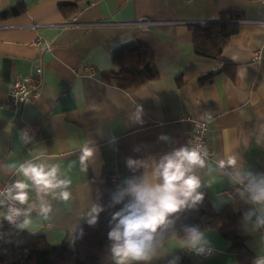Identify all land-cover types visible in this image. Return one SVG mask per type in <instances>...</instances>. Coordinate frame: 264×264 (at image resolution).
<instances>
[{
    "label": "crops",
    "instance_id": "0c3cea01",
    "mask_svg": "<svg viewBox=\"0 0 264 264\" xmlns=\"http://www.w3.org/2000/svg\"><path fill=\"white\" fill-rule=\"evenodd\" d=\"M74 1L0 0V189L13 177L14 181L22 179L9 164L39 162L37 156L59 163L73 181L70 203L53 201V220L34 233L26 232L44 235L52 245L61 244L79 230L93 203L111 199L126 187V179L138 175L127 167L128 158L159 160L190 146L194 122L207 125L216 156L209 163L215 172H198L212 208L218 212L231 204L243 216L252 210L238 192L233 197L223 195L238 186L229 180L233 170H219L216 161L236 155L240 168L264 174V57L259 63L253 60L256 51L264 55V26L260 24L264 0H90L89 4L80 2L78 13L67 20L59 5ZM17 7L24 12L2 18L4 12ZM230 12L241 16L243 23H237L238 31L224 48L222 60L197 56L194 24L220 21ZM140 20L189 24L146 29L129 25ZM47 44L50 51L42 53ZM134 44L149 49L159 78L130 91L100 81V72L113 69V57ZM38 66L44 71L39 96L18 114L5 110L15 78L32 75ZM222 69L224 73L213 83L199 84L201 77ZM138 105L144 109L143 124L135 121ZM22 131L31 142L21 139ZM161 135L169 140H160ZM86 140L93 142L97 154L96 164L84 174L78 149ZM72 161L76 167L70 169ZM115 165L122 176L112 186L107 176ZM30 196L35 199L34 192ZM245 222L247 245L256 258L264 256V239L254 227L256 218ZM205 234L214 249L212 256L205 261L188 257L183 264H237L224 238L215 231ZM180 251L176 248L174 254ZM169 259L171 255L165 254L152 264Z\"/></svg>",
    "mask_w": 264,
    "mask_h": 264
},
{
    "label": "clouds",
    "instance_id": "9594fccd",
    "mask_svg": "<svg viewBox=\"0 0 264 264\" xmlns=\"http://www.w3.org/2000/svg\"><path fill=\"white\" fill-rule=\"evenodd\" d=\"M144 109L136 107L135 121L143 124ZM25 143L31 142L26 132H21ZM160 140L169 137L161 135ZM113 143L115 138H113ZM86 140L79 146L80 171L87 174L90 166L96 164L97 148ZM137 151L140 149L137 148ZM208 149L203 145L182 146L163 155L159 160L132 159L126 161L127 167L138 173L112 195L110 206L122 204L123 207L112 214L108 233L111 241L110 254L113 264H152L154 260L171 255L168 264H179L180 257L174 249L187 251L201 256H211L214 249L206 234L197 226H184V235L175 231L179 214L196 209L205 199L202 187L206 186L198 174L207 169V174L216 171L207 163ZM20 164L11 163L7 167L14 170L16 179L0 191V228L3 222L16 230L34 233L38 228L53 220L55 209L53 201L70 203L73 197V181L61 170L59 163H49L37 156ZM76 167V161L69 163V168ZM221 171L232 169L228 173L232 184L237 185L240 197L253 209L245 213V221L256 218L255 228H264V174L253 173L238 166V157L228 155L226 159L216 161ZM96 171V168L93 167ZM98 174V173H97ZM30 192L35 193L32 199ZM105 207L93 203L86 212L85 223L96 226ZM171 230L172 235L164 233ZM83 235V229H80ZM254 264H264V256H258Z\"/></svg>",
    "mask_w": 264,
    "mask_h": 264
},
{
    "label": "trees",
    "instance_id": "16d2710c",
    "mask_svg": "<svg viewBox=\"0 0 264 264\" xmlns=\"http://www.w3.org/2000/svg\"><path fill=\"white\" fill-rule=\"evenodd\" d=\"M83 1L90 3V0H75L73 3L60 4L59 10L64 18L71 20L78 13V4ZM23 12L22 7H17L4 12L2 18L10 19ZM240 19L241 16L230 12L221 17V22L195 27V54L215 62L221 61L224 48L238 31L237 24L227 22ZM112 64L113 69L100 72L98 79L106 84H114L123 91L136 89L159 78L150 60V51L142 44H134L117 53ZM223 73L224 69L211 72L201 77L199 84L207 86ZM201 191L205 196L204 201L196 209L179 214L175 231L180 236L184 235V226H197L205 233L215 231L229 243L228 252L236 256L237 264H254L256 256L246 243L244 216L235 213L231 204L215 211L211 206L209 192L205 189ZM98 203L105 207V211L100 214L97 225L92 227L83 221L79 230L68 234L59 245L50 244L44 235L20 232L4 221L0 228V264H113L111 241L108 239L112 227L110 221L112 214L123 205L110 206L112 198L102 199ZM81 228L83 235L80 234ZM164 235L167 238L172 235V231Z\"/></svg>",
    "mask_w": 264,
    "mask_h": 264
},
{
    "label": "built area",
    "instance_id": "2783aa9c",
    "mask_svg": "<svg viewBox=\"0 0 264 264\" xmlns=\"http://www.w3.org/2000/svg\"><path fill=\"white\" fill-rule=\"evenodd\" d=\"M186 1H189V0H186ZM218 22H221V21L196 23L194 25L199 27V26H207V25L216 24ZM241 22L243 23V21L236 20V21H229L227 23L237 24ZM161 24L162 25H178V24H189V23H182V22L155 23V22L148 21V20L147 21L140 20L135 23H129V25L131 26L141 27L143 29H146L149 26H153V25L157 26ZM260 24L264 26V21H262ZM35 43L39 45L40 40L37 39ZM50 49H51V45L47 44L45 47L42 48V53L48 52L50 51ZM263 57L264 55L262 52L256 51L253 53V60L255 62H258V63L261 62ZM88 71L90 74L96 75V72L93 69L88 68ZM43 82H44V71L41 66L36 67L34 70V73L30 76L16 77L13 84L10 87L7 99L4 104V109L7 111H11L15 114H18L28 102H30L31 100L39 96L40 90L43 86ZM189 142H190V146L203 145L204 147L208 149V153H209L208 158H207L208 164L215 161V158H216L215 152L209 142L208 127L205 123L194 122L193 129L189 136ZM121 176H122V173H121L120 168L117 165H115L114 167L111 168L107 176L109 184L112 186L117 185L121 179ZM13 181H14V177L9 179L6 183H4L0 191L4 190ZM236 189L237 187L229 191H224L223 195L233 197L237 193ZM258 232L260 236L264 239V228H258ZM176 255L180 257L179 264H182V262H184L185 259H187L188 257H193L197 259L198 261H205L211 257V256L196 255V254L184 251V250L179 252ZM162 264H168V260Z\"/></svg>",
    "mask_w": 264,
    "mask_h": 264
},
{
    "label": "rangeland",
    "instance_id": "374dc122",
    "mask_svg": "<svg viewBox=\"0 0 264 264\" xmlns=\"http://www.w3.org/2000/svg\"><path fill=\"white\" fill-rule=\"evenodd\" d=\"M181 251H183V250H181ZM181 251H180V252H181ZM178 253H179V252H178ZM178 253H177V254H178Z\"/></svg>",
    "mask_w": 264,
    "mask_h": 264
}]
</instances>
